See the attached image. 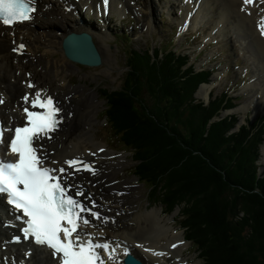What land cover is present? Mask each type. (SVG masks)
<instances>
[{"label": "trees", "instance_id": "trees-1", "mask_svg": "<svg viewBox=\"0 0 264 264\" xmlns=\"http://www.w3.org/2000/svg\"><path fill=\"white\" fill-rule=\"evenodd\" d=\"M126 59L133 76L107 94L106 117L137 161L133 174L166 212L185 206L195 232L186 237L205 264H264V176L257 173L264 120L230 134L236 116L211 119L231 107L232 99L222 96L206 107L193 103L208 74L183 70L185 58L171 52L152 58L130 48ZM136 82L152 89L145 101L166 104L172 116L142 102Z\"/></svg>", "mask_w": 264, "mask_h": 264}, {"label": "bare ground", "instance_id": "bare-ground-1", "mask_svg": "<svg viewBox=\"0 0 264 264\" xmlns=\"http://www.w3.org/2000/svg\"><path fill=\"white\" fill-rule=\"evenodd\" d=\"M188 1L189 0H187V2ZM192 1L196 3L197 0ZM221 1L223 4L219 3L218 0H201L200 4L197 5L200 8L194 16L191 27L195 28L196 25L203 23V27L207 29V31L211 32L214 29L221 32L226 38L225 42L222 41L223 44H221V46L217 45L218 48L221 49L230 44L229 40L231 42V38L228 36L230 32L228 27L232 28L233 25V27L237 29L236 31H238V34H243L239 43L243 57L244 59L249 58V62L253 65V68L256 67L261 71L259 76L250 75L254 80L252 79L251 83L245 85L243 88L244 90L254 89L256 92V94L250 96L247 102L239 106L240 108H237L238 114L242 113L243 116L248 110L256 112L257 109L264 107V37L260 35L257 24L255 25V28L258 34L249 26L248 21L251 20V16L242 14V0ZM141 2H143L144 7H141L135 0H109L108 14L113 13L118 18L124 16L126 11H134L138 15L143 14L147 18L144 20V26L146 27L147 33H150L154 26L153 5L160 9H166L169 15L181 9V21H179V25L182 26L187 17L186 12L191 9V5L182 6V0H141ZM82 3L83 5H90V0H84ZM63 4L71 9L70 13H67L64 10L65 6H63ZM251 7L253 18L257 23V20L263 16L262 12H259L258 10L264 9V4H260L259 0H254V4L251 5ZM87 11H85L86 16ZM105 12L102 3L99 4V11L97 9L94 10L95 15H97V13L105 14ZM176 12L173 15H176ZM232 14H234V16ZM77 16H81V8L74 0H37V11L34 13V18L32 20L15 25L13 28L0 27V96L4 98L3 105H0V117L5 120L6 124H12L21 118V102L19 97L22 93L29 92V90L21 84L22 79H20V71L18 69L22 70L26 65L34 64V62L42 65L47 63L48 68H57H55V76L59 77L60 74L58 68H62L63 65H73V67H76L71 60L66 58V56L63 57V62L61 59L57 61L47 59L49 62H44L42 60V55H45L47 53L46 51H58V48H60V51L63 53L62 40L67 33H70V35H80L83 33L88 37L97 40L100 44H96L95 40L93 42H95L94 44L98 51V57L99 55L101 57V66L107 65L108 68H110L109 60L106 58L108 46L105 44L107 33L109 31L107 21H104L101 25L102 31L97 32V30L92 26H89V24L80 22L79 20L81 19V21H83V19L81 17L77 18ZM63 21L67 24L63 23ZM229 23H232L231 26ZM233 33L236 32L234 31ZM214 38L216 37H213L210 40H213ZM247 40L249 41L247 43H250L251 48H254L252 51L248 50L245 44ZM16 42L23 43L24 49L22 52L15 51L14 54L11 49L13 48L12 45L16 44ZM39 46H42L44 53H37ZM69 50L73 51L71 45L69 46ZM13 58L14 60L16 58L21 60L18 64L19 68L17 67L14 69V65L11 63ZM24 59L26 63H22V60ZM98 66L99 65H89L88 68ZM168 68L174 70V67H171V65ZM104 71L105 70L103 69V72ZM216 76L221 75L217 73L214 77ZM205 87L207 88L205 89ZM205 87H201L198 90L196 94L197 97L206 98L213 88L212 85H206ZM38 88L34 87V90ZM82 91L81 88L76 87L64 98L59 99L62 104L63 112V123L60 126L61 132L57 136L55 135L52 141L46 143V151L51 155L53 160L59 161L76 156L88 157L96 164V167L99 168L97 175L90 178V183L86 185V194L91 193L97 204L101 205L98 209L101 211L103 210V214L107 218L114 219V222L112 221L107 225L100 221H93V224H95L96 227H87V229L95 235H99L101 239L108 238L117 242L121 247L117 249V254L120 258L123 257V250L125 251V249H127V252L138 256V258H140L145 264H168L169 259L173 258L177 259V264H189L185 262V259L180 257L182 250L187 247V244L183 241L181 232H176L173 227L168 226V223L161 219V210L159 209L154 208L141 215V217L138 218L139 221L137 220L138 224L134 230L128 229L126 225H123V230L120 233L116 234L111 232L113 224L123 223L127 213L131 211L133 206L130 198L118 199L121 200L122 207H114V205L117 204L111 200H108L107 202V200L103 198H109L110 196L113 198V193L133 192L134 190L129 189L127 182H123L119 185L112 183L114 180L112 178L114 175L113 171L120 168L123 165L124 160L120 159V161L116 163H111L104 159V156L111 154L103 149L104 145L94 142L93 134L91 133L95 122V111H97L98 105H101L102 103L96 100L97 94L93 90L88 91L86 96L82 98V101L76 102V99L84 94V91ZM248 118L250 119V117H247V119ZM243 120L244 116L242 117V121ZM84 128L86 129L85 131ZM78 132H82V134L79 135ZM73 139L75 142L72 141ZM262 145L263 148H261L264 153V142ZM101 149H103V151H100ZM87 153H95V158L89 157L90 155L88 156ZM261 153L260 149V155ZM261 158H263L262 155ZM110 169L112 171H110ZM259 170L262 172L261 165L259 166ZM75 179L81 180L80 175H77ZM76 180L75 182L78 183ZM122 184H126L127 186L120 188V185ZM2 212L4 211H0V218L3 215ZM8 220L15 219L14 217H10V214L5 220L1 221L0 219V259L1 256L12 253L15 255L13 260L18 258V262L12 263L13 260L11 259L4 263L0 261V264L52 263L49 256L41 249H29L28 245L25 246L23 244L15 245V239H11L13 232H9L2 226V224ZM169 220L170 219L167 221ZM9 230L12 231L13 229H10L9 227ZM10 239L12 245L9 244ZM4 242H7V245L10 246L8 247V252L1 250V246L4 245ZM173 244H177L178 247L173 248ZM145 249H150L151 251H146ZM28 250L31 251V255L26 258L25 254L29 252ZM153 252L164 253V255L157 256L154 255ZM166 258L168 259L166 260Z\"/></svg>", "mask_w": 264, "mask_h": 264}, {"label": "snow or ice", "instance_id": "snow-or-ice-1", "mask_svg": "<svg viewBox=\"0 0 264 264\" xmlns=\"http://www.w3.org/2000/svg\"><path fill=\"white\" fill-rule=\"evenodd\" d=\"M103 3L106 6L108 0ZM259 3L264 4V0ZM253 4L254 0H242L241 10L247 11ZM36 11L37 0H0V27L13 28L30 21ZM257 28L264 37V17L257 21ZM23 49L21 44L13 51ZM27 87L35 85L29 82ZM22 100L23 124L12 128L0 122V144L4 143L5 133L11 132L6 155L15 157L10 161L0 159V200L8 205L14 219L21 222L23 239L46 247L59 264H121L118 243L114 245L110 240H101L94 233L84 231L86 227H96L93 221L108 222L96 210L101 205L92 194L85 195L84 186L75 182V177L82 172L97 175L94 164L74 158L64 161L66 167L47 166L48 155L42 141L51 140L63 123L59 103L43 89L34 95L25 94ZM3 103L4 98L0 96V104ZM7 223L15 226L12 221ZM14 239L19 242L21 237ZM124 254H128L127 249ZM25 255L30 256L31 252Z\"/></svg>", "mask_w": 264, "mask_h": 264}, {"label": "rangeland", "instance_id": "rangeland-1", "mask_svg": "<svg viewBox=\"0 0 264 264\" xmlns=\"http://www.w3.org/2000/svg\"><path fill=\"white\" fill-rule=\"evenodd\" d=\"M135 1L141 7H144V4L143 2H141V0H135ZM174 2H177V1H174ZM218 2L223 4L221 0H218ZM251 8H252L251 5H249L248 11L241 10V12L244 15L251 16V20L248 21L249 26L255 33H257L256 28H255V25L257 23L255 22L253 18ZM161 11L167 12L166 10H162L158 7L153 9L154 26H153V29L150 31V33L144 34L143 32V34H140L141 29L143 28L142 25L144 24V20H146L147 18L145 15L143 14L138 15L133 11L132 12L128 11L127 14L125 13L124 16L119 17L118 18L119 20L116 19L115 25H113V23L107 24V26H109V31L107 33V39L105 41V44L108 46L106 58L109 60L110 68H108L107 65H102V66L93 67V68H87V67H82V66L79 67L77 64H75L77 68L73 67V65H63L62 68L61 67L58 68L59 74H60L59 77L55 76L56 75L55 71L57 68L56 67L48 68L47 63L42 65V64L34 62V64L26 65L25 68L22 70L18 69L20 71V75H19L20 79L25 81L26 80L25 74H30L29 78L36 81L40 87L52 92L54 95H56L57 98H64L66 95H68V93H70L76 87L81 88L84 91V92L82 91L84 94L79 96L76 99V102L82 101V98L86 96L87 92L90 90L95 91V93L97 94L96 100L98 102H101L102 104L98 105L97 111H95V114H96V116L94 117L95 122L93 124V129L91 130V133L93 134V140L97 144L99 143L101 145H104L105 146V147L103 146L104 150L107 153L111 154L108 156H104V158L107 159L108 161L116 163L120 161V159L124 160L123 165L120 168L113 171V174H114L112 176V178L114 179L113 182L116 183L117 185L123 182H127L128 186L133 187V190H134L133 192L132 191L126 192L125 194L121 196V198H119V199L130 198L133 207L131 208V211L127 213L125 217V221H123V223L121 222V223H117L113 225L114 227L112 228L111 231L116 234L120 233L123 230V225H126L128 229L134 230L137 227V224L139 221L138 218L141 217V215H143L147 211L152 210L154 208L161 210V213H160L161 219H163V221H166L168 223V226L173 227L176 232H182V234L185 233L186 236L189 233H195L194 230H192L193 228L192 229L190 228L189 224L191 222V219L187 218V215L184 211L186 209L184 205H181L180 207H175L174 209H172L171 212L164 214V211L162 210L165 208H163V206H161L160 203L154 202L156 198L154 200L152 195L148 196V190L142 184H138L137 178L132 176L136 163L133 161L129 151L128 150L124 151V148L121 146L118 138L114 137L115 136L114 132H112L110 128L105 124V117H104L105 112H103L106 107L105 100L107 98L106 96H108L107 94H109L108 92H111L114 90L119 91L122 88V86H124L125 81L127 79H131L133 76V74L130 73L132 69L126 68L125 54L123 52L125 51L124 48L127 47L126 52H128V46L129 48L136 49V50H147L148 48H152V49L156 48V49L162 50L164 49L165 45L168 42L173 41L175 43L174 50L178 52L183 51V52H187L188 54H192V60L194 57H196L199 54L198 52H195L194 54L192 52L194 50V44L200 43V40L201 42H203L202 36L200 40L198 38L193 39L194 43H193V40H191L190 42L188 40V38L191 37L190 35L194 34L195 32L194 29L189 30V35H187V37L185 38L181 37L179 39L176 36L177 38L176 41L172 38L174 34L176 35L178 31V29L175 27L176 24H178V21H176V17L172 13L170 15L167 13V19L164 18L163 31L159 32L160 28H159L157 19H158V14H160ZM258 11L259 12L261 11L263 14L262 17H264V11H262V9H259ZM94 15L95 14L92 12L91 16L87 14V17L85 18L84 15H81V18L83 19V22L95 28L97 32L102 31L101 27H99V22L97 20V17H95ZM232 15L234 16V14ZM121 18H123V20H121ZM63 23H66V22L63 21ZM231 24L232 23H229L230 26ZM228 29L230 30L228 36L229 38H231V42L229 40L231 50H227V49L224 50L223 48L222 49L218 48L217 45L220 46L221 45L220 42H217L216 45L212 43L210 44L211 46L207 48L206 53L202 55L200 54L198 56L197 60L195 61L196 62L195 66L196 68H200L202 64L206 65L207 64L206 62L210 60V58L214 55L215 56L213 58L214 61H211V63L208 64L206 67L208 68L218 67V69L215 72V75L217 73L222 75V77L217 78L218 81L215 84L216 93L228 91L231 94V96L237 98L236 104L238 106H241L242 104L247 102L250 96L256 94L254 89L244 90L243 87L251 81L250 75L259 76V74H261V71L260 69L256 67L253 68V65H251L249 62L250 61L249 58L244 59V57L239 54V50L241 49L239 43L243 37V34L241 33L238 34V31H236L237 29L233 27V25H232V28L228 27ZM234 31L236 33H233ZM197 32L201 34V30H198ZM125 33L129 34L128 37L130 38V41H128L127 44H125L126 43L125 40H123V38L121 37L122 34H125ZM205 34L207 35V32H205ZM218 35L221 37L220 34ZM151 40L153 41L150 42ZM95 42L96 44L97 43L100 44L99 42H97V40H95ZM187 42H189L188 46L181 47V45L187 44ZM247 42L249 41L247 40L245 43L248 50L252 51L254 48H251L250 43H247ZM185 50H188V51H185ZM46 52L47 53L45 55H42L43 56L42 60L44 62H49V60L47 59H50L52 61H57L61 59L63 62L64 56L62 52L60 51V48H58V51L53 50L52 52H48V51ZM37 53L38 54L44 53V50H42V46L38 47ZM20 62L21 60L19 58H16L15 60L13 58L11 63L14 65V69L17 67L19 68L18 64ZM236 62H237V69L234 68V65L236 64ZM22 63H26L25 59L22 60ZM103 69L105 70L104 72H103ZM243 70H245L246 72L243 73V75H241ZM127 73L129 74L128 76H127ZM215 75H213L212 82L213 81L215 82V78L217 77V76L214 77ZM140 79H146V78L145 76H141ZM144 84H145L144 82L143 84L141 82H136L135 84L138 88L142 89L144 92L141 95L142 102H145L147 105H150L152 109L156 110L155 111L156 113L160 111L159 114L161 116H164V114L166 115L167 113H169V117L172 116L169 109L165 107L167 106L166 104L164 107L158 108V104L155 105V99L150 104L149 102L145 101L146 97L148 95L150 96V91L152 89L148 88ZM206 88L207 87H205V89ZM193 96L195 97V99H197V100L194 99L195 104L199 103L198 100L202 99L200 97L197 98L196 93ZM176 108H177V104H176ZM263 114H264V107H262L261 109L260 108L257 109L256 112H252V110H248L244 115H245V118L250 117L251 121H254L257 117ZM237 115L240 117L239 119L237 118L238 122L236 125H234V128L229 131L230 134L238 132L239 131L238 126L244 124L242 123V113L241 114L237 113ZM261 122L262 124H264V121H261ZM168 123H170L169 119L167 120V124ZM255 123L257 122L256 121L253 122V124ZM256 126L257 128H259L258 125ZM85 130L86 129L84 128V131ZM78 134L80 135L82 134V132H78ZM72 141L75 142L74 139ZM262 144L260 146V149H261V152H262L261 155L263 158H261L260 150H259V155L261 159H259V161L257 162V165H261L262 167V172L260 170H257L259 177L261 174L264 176L263 174L264 173V166H263L264 165L263 163L264 153L262 150L263 148ZM110 171L112 170L110 169ZM124 186L126 187L127 185L122 184L120 185V188ZM185 188H186V191H188V187H185ZM206 196L210 197L209 194ZM103 199L107 200V202L108 200H111L112 202L117 204V205H114V207L115 206L122 207L121 200H118L114 197L112 198L110 196L109 198H103ZM123 207H128V206H123ZM180 216H182V218ZM242 216L243 214H239L238 218H242ZM168 219L170 220L167 221ZM187 225L189 228H187ZM194 236H196V234H194ZM181 255L189 263L205 264V261L202 257L201 252L198 250H195L194 248H190V244H188L187 247H185L182 250ZM167 259L168 258H166V260ZM176 263H177L176 258L172 259L169 262V264H176Z\"/></svg>", "mask_w": 264, "mask_h": 264}, {"label": "water", "instance_id": "water-1", "mask_svg": "<svg viewBox=\"0 0 264 264\" xmlns=\"http://www.w3.org/2000/svg\"><path fill=\"white\" fill-rule=\"evenodd\" d=\"M72 46L73 51L69 50ZM64 55L71 61L84 65H100L101 58L97 55V50L91 38L85 34L68 35L62 42ZM90 62V63H89ZM124 264H143L133 256H127L123 260Z\"/></svg>", "mask_w": 264, "mask_h": 264}]
</instances>
